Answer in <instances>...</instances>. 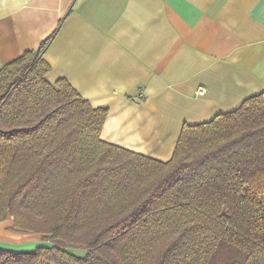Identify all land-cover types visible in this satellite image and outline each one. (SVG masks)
<instances>
[{"label": "trees", "instance_id": "16d2710c", "mask_svg": "<svg viewBox=\"0 0 264 264\" xmlns=\"http://www.w3.org/2000/svg\"><path fill=\"white\" fill-rule=\"evenodd\" d=\"M54 34L0 66V222L51 245L0 247V264H264V90L183 124L157 160L103 140L107 108L46 80Z\"/></svg>", "mask_w": 264, "mask_h": 264}, {"label": "crops", "instance_id": "0c3cea01", "mask_svg": "<svg viewBox=\"0 0 264 264\" xmlns=\"http://www.w3.org/2000/svg\"><path fill=\"white\" fill-rule=\"evenodd\" d=\"M53 32L46 80L107 108L103 140L157 160L183 124L264 90V0H0V66Z\"/></svg>", "mask_w": 264, "mask_h": 264}, {"label": "rangeland", "instance_id": "374dc122", "mask_svg": "<svg viewBox=\"0 0 264 264\" xmlns=\"http://www.w3.org/2000/svg\"><path fill=\"white\" fill-rule=\"evenodd\" d=\"M3 236V232L0 231V237ZM11 239L16 240L18 242L15 243H6V241L10 240L6 237H1L0 239L5 241H0V244H9L6 246H10V247H16L18 250H30L32 248L35 247L36 244H40V243H45L46 245H51V242L49 241V239L44 238L41 239V237L39 236V238L37 236H34L33 234H23V233H13L11 234ZM73 254L77 255V256H82L85 254V249L83 248H76V247H68Z\"/></svg>", "mask_w": 264, "mask_h": 264}, {"label": "built area", "instance_id": "2783aa9c", "mask_svg": "<svg viewBox=\"0 0 264 264\" xmlns=\"http://www.w3.org/2000/svg\"><path fill=\"white\" fill-rule=\"evenodd\" d=\"M202 90H203L202 87H198V88H197V91H198V92H202Z\"/></svg>", "mask_w": 264, "mask_h": 264}]
</instances>
